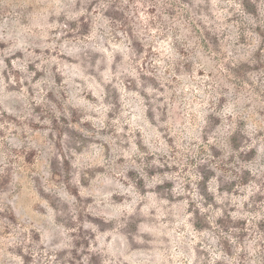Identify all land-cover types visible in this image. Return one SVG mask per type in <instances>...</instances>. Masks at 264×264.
<instances>
[{"label": "rangeland", "instance_id": "374dc122", "mask_svg": "<svg viewBox=\"0 0 264 264\" xmlns=\"http://www.w3.org/2000/svg\"><path fill=\"white\" fill-rule=\"evenodd\" d=\"M0 264H264V0H0Z\"/></svg>", "mask_w": 264, "mask_h": 264}]
</instances>
